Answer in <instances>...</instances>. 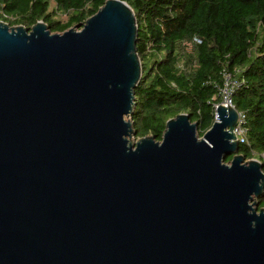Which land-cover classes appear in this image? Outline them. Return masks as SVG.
<instances>
[{"label": "water", "instance_id": "water-1", "mask_svg": "<svg viewBox=\"0 0 264 264\" xmlns=\"http://www.w3.org/2000/svg\"><path fill=\"white\" fill-rule=\"evenodd\" d=\"M136 39L121 0L61 34L0 21V264H264L263 165L234 107L201 138L183 113L128 141Z\"/></svg>", "mask_w": 264, "mask_h": 264}, {"label": "trees", "instance_id": "trees-1", "mask_svg": "<svg viewBox=\"0 0 264 264\" xmlns=\"http://www.w3.org/2000/svg\"><path fill=\"white\" fill-rule=\"evenodd\" d=\"M106 0H0V21L30 29L38 21L63 33L93 16ZM137 22L142 77L130 116L137 139L160 141L166 122L186 113L199 137L215 120L226 69L240 81L231 101L244 115V160L264 173V0H121ZM232 155L225 159L229 163ZM264 207V192L257 199Z\"/></svg>", "mask_w": 264, "mask_h": 264}, {"label": "built area", "instance_id": "built-area-1", "mask_svg": "<svg viewBox=\"0 0 264 264\" xmlns=\"http://www.w3.org/2000/svg\"><path fill=\"white\" fill-rule=\"evenodd\" d=\"M222 75V84L217 89V97L221 100L220 103L224 107H233L231 98L234 92L240 87V81L234 78L230 72L226 69H223L221 72ZM218 104L214 105V111ZM244 124V115L238 113V120L235 129L233 130L234 135L236 136L238 143H246L245 139V129Z\"/></svg>", "mask_w": 264, "mask_h": 264}, {"label": "rangeland", "instance_id": "rangeland-1", "mask_svg": "<svg viewBox=\"0 0 264 264\" xmlns=\"http://www.w3.org/2000/svg\"><path fill=\"white\" fill-rule=\"evenodd\" d=\"M59 34H61V33H59ZM125 120H126V121H130V117H128V116L125 117ZM199 138H201V137H199ZM127 139H128V141H129L131 144H133V145L139 140V139H137V138H136L135 136H133V135L130 136V137H128ZM247 161H249V160H246V162H247ZM256 201H257V199H254L251 203H254V202H256Z\"/></svg>", "mask_w": 264, "mask_h": 264}]
</instances>
